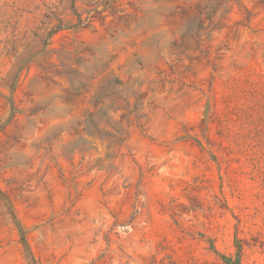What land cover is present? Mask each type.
<instances>
[{
    "label": "rangeland",
    "instance_id": "374dc122",
    "mask_svg": "<svg viewBox=\"0 0 264 264\" xmlns=\"http://www.w3.org/2000/svg\"><path fill=\"white\" fill-rule=\"evenodd\" d=\"M108 1L0 0V264H264V0Z\"/></svg>",
    "mask_w": 264,
    "mask_h": 264
},
{
    "label": "trees",
    "instance_id": "16d2710c",
    "mask_svg": "<svg viewBox=\"0 0 264 264\" xmlns=\"http://www.w3.org/2000/svg\"><path fill=\"white\" fill-rule=\"evenodd\" d=\"M106 5H108L109 7V11L112 15L117 14L118 12L123 13V17L127 16V14H125V10H122V2L121 0H110L106 3ZM95 12L97 14H99V16L101 15V12H98L97 10H95ZM96 16H93L89 19H87L86 21H82L80 20V24L84 25L85 23H92L95 20ZM102 20V19H101ZM246 20L248 22L251 21V17L247 16ZM122 83L121 80L119 78H113L109 80V83L106 87L107 92H102L100 94V96L98 97V100H104L106 98H110V97H115L117 99V101H121V102H126V107L122 108L124 110H128L127 108H129L130 103L127 99L122 97V91L120 90ZM100 103L98 102L97 105H99ZM110 109H114V106H111ZM121 109V108H119ZM117 109V110H119ZM136 106L135 108H133V110L129 109V114H133L134 112H136ZM101 120H107L108 124L109 121L111 120V117L108 114V110L105 108H102L98 111L97 114ZM92 117V115H91ZM125 117V116H123ZM135 120L137 121V126L139 128H142V125L139 123L140 120V116H135ZM113 128V132L107 130V129H103L99 131V134L101 136V138L103 140L108 139L109 140V145H116L119 146L120 148L124 146L127 138H128V133H126L125 128L123 127V125L120 122H116V125H110ZM25 246L28 247V243H24ZM214 248V247H213ZM238 250H239V255L242 253L243 251V246L239 245L238 246ZM223 262L225 264H242L241 263V259L240 256L237 259H234L233 257H227V256H221ZM150 264H176L174 261L170 260L167 262V259H162V260H157L156 258H153L151 260Z\"/></svg>",
    "mask_w": 264,
    "mask_h": 264
}]
</instances>
